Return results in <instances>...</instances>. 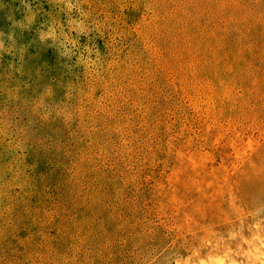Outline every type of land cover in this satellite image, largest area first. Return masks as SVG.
Instances as JSON below:
<instances>
[{
    "label": "rangeland",
    "instance_id": "1",
    "mask_svg": "<svg viewBox=\"0 0 264 264\" xmlns=\"http://www.w3.org/2000/svg\"><path fill=\"white\" fill-rule=\"evenodd\" d=\"M0 264H264V0H0Z\"/></svg>",
    "mask_w": 264,
    "mask_h": 264
},
{
    "label": "trees",
    "instance_id": "2",
    "mask_svg": "<svg viewBox=\"0 0 264 264\" xmlns=\"http://www.w3.org/2000/svg\"><path fill=\"white\" fill-rule=\"evenodd\" d=\"M23 41L26 46V52L24 54L25 68H20V70L29 77L27 83H30V88L28 87L30 90V98H34L38 94V91L35 90L38 85L37 74L39 73L41 75V81L43 79L49 81L57 80L61 77L62 67L57 62L56 56L51 54V49L44 51L39 48V45L35 41V38L32 37V34H26L25 40ZM2 61L5 63L4 60ZM45 137L46 136H42L41 139ZM44 140L47 142L46 138ZM31 147H36L37 153L40 156L39 164L36 166V174L39 175L41 171L46 172V170L52 169V166L47 165L46 153L45 150H43V144H40L39 146L31 144ZM51 181H54V179ZM53 184L54 182H51V185Z\"/></svg>",
    "mask_w": 264,
    "mask_h": 264
},
{
    "label": "bare ground",
    "instance_id": "3",
    "mask_svg": "<svg viewBox=\"0 0 264 264\" xmlns=\"http://www.w3.org/2000/svg\"><path fill=\"white\" fill-rule=\"evenodd\" d=\"M219 263H221V262H219Z\"/></svg>",
    "mask_w": 264,
    "mask_h": 264
}]
</instances>
